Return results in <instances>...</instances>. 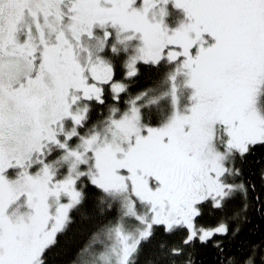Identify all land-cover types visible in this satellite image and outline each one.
I'll return each instance as SVG.
<instances>
[{
	"label": "snow or ice",
	"instance_id": "1",
	"mask_svg": "<svg viewBox=\"0 0 264 264\" xmlns=\"http://www.w3.org/2000/svg\"><path fill=\"white\" fill-rule=\"evenodd\" d=\"M141 67L162 87L132 95ZM259 150L264 0H0V264H48L73 214L72 264H264L233 244L264 214Z\"/></svg>",
	"mask_w": 264,
	"mask_h": 264
},
{
	"label": "trees",
	"instance_id": "2",
	"mask_svg": "<svg viewBox=\"0 0 264 264\" xmlns=\"http://www.w3.org/2000/svg\"><path fill=\"white\" fill-rule=\"evenodd\" d=\"M118 79H121V73L117 70ZM162 79V73H157L147 68L141 67V72L138 78L132 82V86L129 88V93L135 95L137 92L147 88L162 87L160 81ZM124 100L128 99L127 94H122ZM123 107V105L121 104ZM264 156V150H259L254 154V158L250 159L249 164L246 166L247 171L255 173L261 166L256 164L255 161H260ZM257 186L259 181L257 180ZM219 213L210 215L209 211L205 210L204 217L200 220L201 224L205 226L214 225L219 218ZM115 214H111L106 219H113ZM74 223L68 228L66 234L58 236V243L48 252V264H72L74 260L77 248L84 242L87 237V233L81 234L89 225L83 224L76 214H73ZM264 238V214L259 212H251L249 215V223L243 225V230L240 235L233 242L234 245L240 244L242 241H257ZM235 248L233 247V251ZM227 253V248L225 249ZM152 256V249L150 245H144L143 251L139 257V264H148L149 260H155ZM196 264H218L220 260H223L222 256H218L216 251L211 247H200L197 249V255L195 257Z\"/></svg>",
	"mask_w": 264,
	"mask_h": 264
},
{
	"label": "flooded vegetation",
	"instance_id": "3",
	"mask_svg": "<svg viewBox=\"0 0 264 264\" xmlns=\"http://www.w3.org/2000/svg\"><path fill=\"white\" fill-rule=\"evenodd\" d=\"M117 72H118V71H117ZM117 72H116V79L119 80V79H118V75H119V74H117Z\"/></svg>",
	"mask_w": 264,
	"mask_h": 264
}]
</instances>
